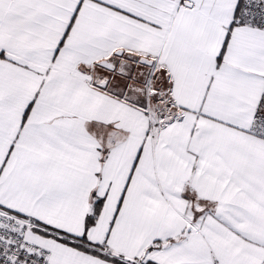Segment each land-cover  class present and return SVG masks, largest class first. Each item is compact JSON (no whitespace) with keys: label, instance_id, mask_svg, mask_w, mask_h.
<instances>
[{"label":"snow or ice","instance_id":"1","mask_svg":"<svg viewBox=\"0 0 264 264\" xmlns=\"http://www.w3.org/2000/svg\"><path fill=\"white\" fill-rule=\"evenodd\" d=\"M0 264H264V0H0Z\"/></svg>","mask_w":264,"mask_h":264}]
</instances>
